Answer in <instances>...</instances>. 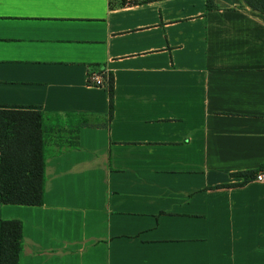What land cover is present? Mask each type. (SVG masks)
<instances>
[{
  "label": "crops",
  "instance_id": "1",
  "mask_svg": "<svg viewBox=\"0 0 264 264\" xmlns=\"http://www.w3.org/2000/svg\"><path fill=\"white\" fill-rule=\"evenodd\" d=\"M214 1L0 0V111L47 125L18 264H264V15Z\"/></svg>",
  "mask_w": 264,
  "mask_h": 264
},
{
  "label": "trees",
  "instance_id": "2",
  "mask_svg": "<svg viewBox=\"0 0 264 264\" xmlns=\"http://www.w3.org/2000/svg\"><path fill=\"white\" fill-rule=\"evenodd\" d=\"M240 1L250 10L264 15V0ZM205 3L207 9L216 7L214 0H205ZM45 143L46 127L42 115L0 111V204L39 206L43 203ZM71 145L75 146L76 142ZM263 170L264 164L256 170L239 173L242 177L240 185L253 180ZM21 249V223L2 221L0 264H18Z\"/></svg>",
  "mask_w": 264,
  "mask_h": 264
},
{
  "label": "rangeland",
  "instance_id": "3",
  "mask_svg": "<svg viewBox=\"0 0 264 264\" xmlns=\"http://www.w3.org/2000/svg\"><path fill=\"white\" fill-rule=\"evenodd\" d=\"M134 1H140V0H134ZM61 122L62 121L60 120L59 116H53V117L51 116L48 119V123L54 126L53 127V130L55 129L54 132H53V136L54 137H56L57 135L60 136V137L64 136V128H63V125H62Z\"/></svg>",
  "mask_w": 264,
  "mask_h": 264
},
{
  "label": "built area",
  "instance_id": "4",
  "mask_svg": "<svg viewBox=\"0 0 264 264\" xmlns=\"http://www.w3.org/2000/svg\"><path fill=\"white\" fill-rule=\"evenodd\" d=\"M90 79L94 85H96V86L102 85L101 78L98 75H91ZM254 180L259 181V182L264 181V172L257 174L255 176Z\"/></svg>",
  "mask_w": 264,
  "mask_h": 264
}]
</instances>
